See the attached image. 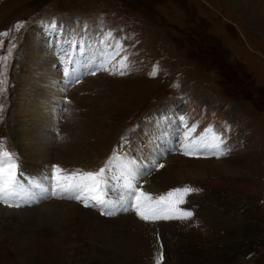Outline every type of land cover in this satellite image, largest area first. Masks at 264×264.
Listing matches in <instances>:
<instances>
[{"label": "rangeland", "instance_id": "1", "mask_svg": "<svg viewBox=\"0 0 264 264\" xmlns=\"http://www.w3.org/2000/svg\"><path fill=\"white\" fill-rule=\"evenodd\" d=\"M250 10L235 0H0V33L8 32L0 36V56L15 45L3 70L0 144L15 156L18 173L29 164L49 175L53 165L95 171L116 150L126 162L152 168L139 181L144 191L199 189L180 206L193 211L189 220L145 222L82 204L97 219L73 233L46 219L48 231L37 238L64 252L43 246L38 264H155L162 248L163 264H264V28ZM106 41L131 53L126 75L101 70L67 92L60 81L50 90L48 70L61 79L84 49L83 69L99 61ZM62 95L72 102L61 106ZM48 102L41 125L33 117ZM193 125L192 139L218 136L226 154L184 155V133ZM48 139L51 159L43 161L33 142ZM10 219L0 225L11 227L0 229V264H26L11 235L25 237L26 226L19 216Z\"/></svg>", "mask_w": 264, "mask_h": 264}, {"label": "snow or ice", "instance_id": "2", "mask_svg": "<svg viewBox=\"0 0 264 264\" xmlns=\"http://www.w3.org/2000/svg\"><path fill=\"white\" fill-rule=\"evenodd\" d=\"M7 35L8 32L0 33V36ZM106 43L108 48L102 50L99 61L86 64L83 66V70L79 72L74 71L71 66L63 68L66 87L61 89L62 92H67L68 87L79 84L83 77L95 76L101 70L120 76L128 73L131 53H128L119 41L115 43L106 41ZM0 47H3L2 40H0ZM13 48H15L14 44L8 48L7 55L0 56V92L6 90L3 70L8 66V58L12 55ZM122 53L124 54L121 55ZM117 56L120 57L119 60H116ZM114 60L116 61L115 64L112 63ZM68 63L71 65L74 61L69 59ZM109 65H111V69L108 67ZM158 71V65H154L149 75L154 77ZM71 102L66 96L58 101L61 106ZM61 110L65 109L61 108ZM181 120L183 121V117ZM195 127V125L189 127L184 133L186 141L183 145L184 155L199 156L208 153L221 156L226 154L221 148L224 142L218 136H212L211 139L206 136L192 139L191 136ZM153 167L163 168L164 165L153 164ZM17 168L15 156L0 144V203L7 207H20L21 203H37L43 199L57 197L75 200L84 207L97 208L105 216L131 212L145 222L189 220L194 215L193 211L180 206L187 202V197L191 193L199 191V189H194L188 185L170 189L159 195L144 191L139 181L152 168H137L115 153L105 162L104 166L95 171L66 172L59 166H53L55 171L50 173L48 187L36 185L35 191L25 188ZM117 170H119L118 176L109 175L110 172L115 173ZM53 179L55 180L54 184ZM113 192L116 193L115 198H113ZM163 261L164 252L162 248L159 257L155 259V264H163Z\"/></svg>", "mask_w": 264, "mask_h": 264}, {"label": "bare ground", "instance_id": "3", "mask_svg": "<svg viewBox=\"0 0 264 264\" xmlns=\"http://www.w3.org/2000/svg\"><path fill=\"white\" fill-rule=\"evenodd\" d=\"M235 2L236 3L241 2L242 6L244 8L246 7L249 9L250 7H252L253 10H250V11L252 12V14H254V17L257 18L256 19L257 22H259V20H262V21H260L259 25L261 26V28H264V24H263V22H264V0H235ZM82 48H84V45H82ZM82 53L84 54L83 56H81L79 53L75 54V55H77V57L73 60L74 63L71 64V65H75L74 71H76V72L83 70L81 65H82V62L84 61V59L87 57L88 51L83 49ZM46 65H48L47 67H49V68L52 67L51 62H47ZM66 67H69V66L66 65ZM59 76L60 75L56 74L53 71H49V70H48V76H45L47 81H49V83H47V84L50 87V90L52 92H54V90H56L55 87L57 86L58 81H60L59 86H60V92L61 93H63L61 91V89L66 87L63 75L61 76L62 77L61 79L59 78ZM62 80H64V81H62ZM44 81L45 82H42L40 87H43L44 85H46V80H44ZM53 87H54V89H53ZM45 90H46V88L43 90V93H44L43 98H45V94H46ZM41 91H42V89H41ZM47 92H49V89H47ZM62 97H63V95H62ZM42 103H43V101H42ZM54 104H55V102L53 103L52 107L54 106ZM37 106H38V108H40V110L38 111L40 114L33 117V119L35 121L37 120V122H39V124L41 123V125H42L43 121H44L43 123H46V121H47L46 119L43 118L44 115L42 113H45L46 115L49 114L52 107H50L51 106L50 102L45 103V104H38ZM57 106L58 105H56V107ZM25 134L28 137L31 136L26 132V130H24V134H23L24 139H25ZM33 143H35L34 145H36V147L41 150V155L40 156L38 155V158L43 159V161H44V159L50 161L51 158L49 157L48 153L50 152V148H51L52 143L49 142V139H48V143L45 144L44 146H42L43 142L41 140H39L37 142L35 141ZM28 145L32 147V144H30V143L26 144L25 146H28ZM47 147H48V149H47ZM151 150H152V156L155 155L156 154L155 150L153 148H151ZM150 153L151 152H149V155H150ZM38 154H39V152H38ZM151 159L153 160V157H151ZM155 159H156V157H155ZM129 161H131V160H129ZM132 165L137 167L138 163L137 164L132 163ZM36 167L33 166L32 164H29L27 166L26 171L19 175V177L21 178V182L24 183V185H25V188H28L29 190H32V191H35L36 185H40L41 187H46L45 184L48 182L49 177H50V175L44 169H42V168L38 169ZM115 174L118 176L119 170H117V172H115ZM157 175L159 177H161L160 173H157ZM168 178H171V176L168 175ZM163 182H165L166 184L169 183L168 181H165V180H163ZM79 204H81V203L77 202L75 200L60 199L57 197H53V198H50L49 201H47V199H43L37 203H28V204L21 203L20 207H8V209H10L11 211H13V210L14 211L19 210V212L21 211L19 214H17V213L11 214L10 212L6 211L4 209V206L2 205V203H0V225L2 223H4V221H6L7 219L11 220L12 218L10 219V216H19L20 218H22L21 221L23 222V225L26 226V230L28 232V235H25V237L20 236V235L15 234V233L14 234L11 233V235L15 237V240H14V242H12V245H14V247H15L14 250L18 254L20 261L25 262L28 260L26 264H38L37 261L39 260L40 255L43 254V252L39 251V250H43V246H45L47 252L53 253L52 255H54V252H56L55 249H58V251L60 253L64 252V247H62L60 244L52 241L51 246H50L49 244L43 243L40 239H38L37 236H39V235H36V234L40 231H42V232L48 231V229H46L47 227L44 226V225H46V223H45L46 219L50 220V222H52L53 225L55 224L56 230L62 231L63 228L69 227L70 229L68 228V231L71 233H73L72 231L74 230L75 227H78V226L83 227L85 220H88L89 218L97 219L95 217H92L90 215V213H87L83 208H81V206ZM88 222H91V221L89 220ZM86 225H87V223H86ZM3 228L9 229L11 227H3ZM3 228H0V229H3ZM65 233H66V231H65ZM64 235H66V234H64ZM9 237L10 236H8V238ZM53 250H54V252H53ZM48 255H51V254H48Z\"/></svg>", "mask_w": 264, "mask_h": 264}]
</instances>
